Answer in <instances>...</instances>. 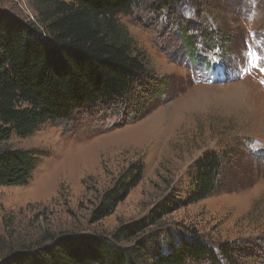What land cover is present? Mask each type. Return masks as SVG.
Listing matches in <instances>:
<instances>
[{
	"label": "rangeland",
	"instance_id": "1",
	"mask_svg": "<svg viewBox=\"0 0 264 264\" xmlns=\"http://www.w3.org/2000/svg\"><path fill=\"white\" fill-rule=\"evenodd\" d=\"M152 3L120 16L149 65L129 95L0 142L38 162L26 185L0 188V257L47 246L50 234L109 236L167 208L122 245L164 236L171 245L196 234L221 264H232L221 248L239 246L237 264H264V0ZM0 10L37 20L31 0H0ZM198 53L201 60H192ZM208 152L222 155L219 188L192 201ZM120 182L135 184L96 220L105 193Z\"/></svg>",
	"mask_w": 264,
	"mask_h": 264
},
{
	"label": "trees",
	"instance_id": "2",
	"mask_svg": "<svg viewBox=\"0 0 264 264\" xmlns=\"http://www.w3.org/2000/svg\"><path fill=\"white\" fill-rule=\"evenodd\" d=\"M146 1L150 0H31L35 21L0 10V142L14 134L31 136L47 122L75 120L82 109L129 95L149 65L120 16L133 14ZM182 1L153 0L152 5L173 8ZM184 38L191 41L192 36L186 32ZM188 44L193 50L195 44ZM211 44L209 38L207 47ZM198 55L192 54V60L199 62ZM222 163L221 153H205L198 162L192 201L219 188ZM37 164L29 150L0 146V188L26 185ZM134 184L120 182L107 191L94 212L95 219L110 215ZM166 212L162 208L154 216L120 226L109 236L50 234L44 237L49 236V245L12 251L0 257V264H190L203 260L221 264L215 248L196 234L179 235L171 245L163 244L165 236L154 237V243L149 241L154 238L144 237L122 245V240L147 233ZM241 248L222 247L220 251L237 264Z\"/></svg>",
	"mask_w": 264,
	"mask_h": 264
},
{
	"label": "snow or ice",
	"instance_id": "3",
	"mask_svg": "<svg viewBox=\"0 0 264 264\" xmlns=\"http://www.w3.org/2000/svg\"><path fill=\"white\" fill-rule=\"evenodd\" d=\"M165 18L164 17H161V21L164 22Z\"/></svg>",
	"mask_w": 264,
	"mask_h": 264
}]
</instances>
